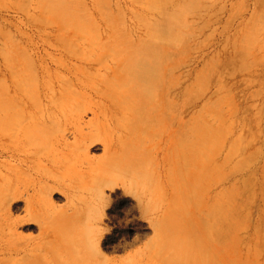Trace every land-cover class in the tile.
Returning a JSON list of instances; mask_svg holds the SVG:
<instances>
[{"label":"rangeland","instance_id":"374dc122","mask_svg":"<svg viewBox=\"0 0 264 264\" xmlns=\"http://www.w3.org/2000/svg\"><path fill=\"white\" fill-rule=\"evenodd\" d=\"M97 247L264 264V0H0V264Z\"/></svg>","mask_w":264,"mask_h":264},{"label":"bare ground","instance_id":"6f19581e","mask_svg":"<svg viewBox=\"0 0 264 264\" xmlns=\"http://www.w3.org/2000/svg\"><path fill=\"white\" fill-rule=\"evenodd\" d=\"M81 80V79H80ZM69 81H71V79L69 80ZM65 84H69V86L71 85L70 83H65ZM66 86V85H65ZM64 86V87H65ZM67 87V86H66ZM72 88H75V85H74V87L72 86ZM77 89V88H76ZM95 90H98V89H95ZM6 92V91H5ZM50 96V95H49ZM58 97V96H57ZM52 99V98H51ZM45 102H46V100H45ZM49 102V101H48ZM39 103H40V101H39ZM6 105V104H5ZM43 106H45L44 105V103H43ZM3 107V106H2ZM31 107H33V105L31 106ZM46 107V106H45ZM44 107V109H46L44 112H47V113H49V112H51V111H53V110H51V109H54V107L53 108H50V107H48V108H45ZM7 110V109H6ZM42 110V109H41ZM3 112V111H2ZM8 111H6V112H4L5 114L2 116V121H6V120H8L9 121V117H10V115H9V113H7ZM42 113V112H41ZM40 113V114H41ZM36 113L35 112H32V111H30L29 110V116H34ZM50 118L49 117H47V118H40V123H39V125H41V124H45L48 120H49ZM1 121V122H2ZM18 121V120H17ZM7 122V121H6ZM5 122V123H6ZM4 123V122H3ZM5 123H4V125H5ZM11 123H13V122H11ZM16 123V122H15ZM15 123H14V126H15ZM80 123H82L81 122V116L79 115V116H77L76 118H75V127L76 128H78L79 127V125H80ZM8 124V123H7ZM2 125V124H1ZM38 124H36V125H34L33 124V126H32V119L30 120V124H29V126L27 127V128H24V127H21L20 126V123H19V121H18V123H17V128H15V135L16 136H18L19 134H20V132H23V129H25V130H27V129H29V130H31V127L32 128H36V126H37ZM12 126V125H11ZM10 126V127H11ZM8 127V126H7ZM5 129H6V127H5ZM11 129V128H10ZM7 130L9 131V127L7 128ZM6 130V131H7ZM10 132V131H9ZM8 132V133H9ZM7 133V132H6ZM6 133H4L5 135H6ZM8 137H9V135H8ZM7 137V138H8ZM12 137V136H11ZM15 137V136H14ZM10 138V137H9ZM8 138V139H9ZM67 145H69L68 143L67 144H65V146H67ZM82 145L84 146V150L85 151H87L88 150V145H86V141H82ZM81 145V146H82ZM67 151H68V149H67ZM222 218V217H221ZM228 220V219H227ZM227 220H225V222L227 221ZM228 223V222H227ZM226 223V224H227ZM91 230H92V228H91ZM90 230V233H88L87 235H85V236H83V237H81V235H80V238H81V240H82V242L83 243H85V248H87V249H90L91 247H92V245L95 243L94 242V238H93V235H92V233H93V231H91ZM221 241V240H220ZM224 241V240H223ZM224 251V250H223ZM196 252H197V249H196ZM222 253V252H221ZM96 264H107V262H105V257L104 256H102L101 255V252L99 251V247H97V252H96ZM198 255V254H197ZM199 257V256H198Z\"/></svg>","mask_w":264,"mask_h":264}]
</instances>
